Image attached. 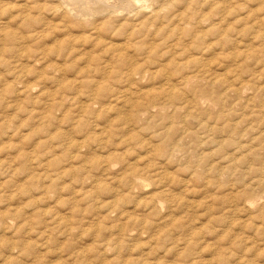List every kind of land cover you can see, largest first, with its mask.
I'll list each match as a JSON object with an SVG mask.
<instances>
[{"label":"rangeland","instance_id":"374dc122","mask_svg":"<svg viewBox=\"0 0 264 264\" xmlns=\"http://www.w3.org/2000/svg\"><path fill=\"white\" fill-rule=\"evenodd\" d=\"M52 5L0 0V264H264V0H148L85 60Z\"/></svg>","mask_w":264,"mask_h":264},{"label":"bare ground","instance_id":"6f19581e","mask_svg":"<svg viewBox=\"0 0 264 264\" xmlns=\"http://www.w3.org/2000/svg\"><path fill=\"white\" fill-rule=\"evenodd\" d=\"M52 3H53V7L49 8L48 11H54L55 14H59L60 16L62 15V19L63 20H68V24L67 25V28L69 27L71 29V26H73L74 28H77V29H81V30H89L90 31V38H86L84 40V38H79V39H76V37L74 38V41H73V38H72V35H69V30H68V34H65V35H69L71 36V40L70 38H68L67 40L65 41H60L59 39L56 40V43L57 44V47L59 49L58 51V54L59 56H64L65 55V59H68V58H73V57H76L78 58L79 56L81 57H84V60H85V55L88 54L87 52V49H88V44H91V47L94 49L97 47L98 45V42L100 44V42L103 43V41L106 39L109 40V41H115L117 38L116 37H119L121 35H125L127 32L124 31L127 27H130V28H127L128 30L129 29H132L133 33H138V32H142V31H147V32H150V27H152V25L154 23H152V19H158L159 21H161L162 19H160L159 17H161V15H159V12H155L152 14H149L145 15V12L149 7V5L147 6V2L148 0H50ZM25 2V1H24ZM192 2V1H191ZM30 3L29 1H26L23 5H19V8H22L20 9L21 11H23L24 13V10H27L26 8H30V6H28ZM51 4V3H50ZM80 4V5H79ZM140 4H143L140 6ZM146 4V5H145ZM17 5V4H16ZM213 5V4H212ZM147 6V7H146ZM45 8H48V7H41L39 5H36V9H38V11H41L43 12ZM152 8V7H151ZM180 11V10H179ZM161 12V11H160ZM184 16V15H183ZM30 16L28 15L27 17L24 16L22 17V23H25L27 21H29V18ZM163 17V16H162ZM182 18V15L179 16ZM178 17V18H179ZM164 18V17H163ZM188 18V16H187ZM191 18V17H190ZM200 18V17H199ZM116 19H120L122 21H124V23H121L120 25H117L118 27H116L114 25V22L116 21ZM175 19V18H174ZM62 20V21H63ZM157 20V21H158ZM178 20V19H176ZM180 20V19H179ZM178 20V21H179ZM182 20V19H181ZM202 20V19H201ZM204 20V19H203ZM37 21V20H36ZM165 21V20H164ZM171 21V20H170ZM183 21V20H182ZM189 21H191L189 19ZM180 22V21H179ZM185 22V21H184ZM183 22V23H184ZM199 22V21H197ZM188 23V22H187ZM0 24L1 25H5V23L3 22L2 19H0ZM158 24V23H157ZM164 24V23H163ZM162 24V25H163ZM166 24V23H165ZM164 24V25H165ZM171 24V23H170ZM174 24V23H173ZM180 24V23H179ZM185 24V23H184ZM183 24V25H184ZM201 24V22H200ZM160 25V24H159ZM163 25V26H164ZM178 25V24H176ZM182 25V24H181ZM181 25H178V26H181ZM192 25H196L195 24H192ZM199 25V24H198ZM196 25V26H198ZM202 25V24H201ZM161 26V25H160ZM166 26V25H165ZM164 26V27H165ZM169 26V25H168ZM191 26V25H190ZM195 26V27H196ZM200 26V25H199ZM198 26V27H199ZM72 27V28H73ZM163 27V28H164ZM173 27V25H172ZM188 27V26H187ZM192 27V26H191ZM201 27V26H200ZM185 28V27H184ZM112 30V31H111ZM127 30V31H128ZM160 30H162L160 28ZM183 30V29H182ZM216 30V29H214ZM213 30V31H214ZM66 32V31H65ZM104 32L106 33V35L104 36ZM73 34V33H72ZM77 36V35H76ZM85 37V35H83ZM82 36V37H83ZM88 36V35H87ZM6 38V37H5ZM67 38V37H66ZM194 38V37H193ZM84 40V42L82 40ZM197 39V38H196ZM10 40V39H9ZM81 41V42H78L77 45L73 44L71 45L72 43L70 42H77V41ZM103 40V41H102ZM105 43V42H104ZM200 43V41H199ZM111 47L108 48V51L112 52L115 51V48L116 49H119V48H122L123 46H125L124 44H119V45H114L111 43ZM75 45V46H74ZM194 45V44H193ZM192 45V46H193ZM203 46V45H201ZM85 52V53H83ZM114 53V52H113ZM116 54V53H115ZM53 55V54H52ZM121 56V55H119ZM89 58V57H88ZM87 58V59H88ZM29 59V58H28ZM93 59V58H91ZM95 59V58H94ZM90 60V58H89ZM197 63V62H196ZM53 70V69H52ZM54 72V71H53ZM61 73V72H59ZM56 75V74H55ZM166 76V75H165ZM169 77H165L166 79V83L165 85L167 86V88H162L163 90H161L160 92L162 93H158L157 97H166L168 99H176L177 97H180L179 96V92L177 91H173V86H171L172 84H170L169 82H171L169 79ZM195 78L197 77H188V79H186L185 81V85L186 86H189L190 88V85L192 86V84L194 85L195 83ZM204 79V78H203ZM202 80V79H201ZM183 81V80H182ZM198 84V83H196ZM194 85L193 87H196L197 85ZM207 84V83H206ZM182 85V84H181ZM179 85V86H181ZM199 85L198 84V88H199ZM175 87V86H174ZM179 89V87H178ZM201 89V88H200ZM199 89V90H200ZM203 89V88H202ZM201 89V90H202ZM188 91V90H187ZM246 91V90H245ZM32 92V91H31ZM177 92V93H176ZM182 92V91H181ZM247 92V91H246ZM189 93V91L187 92ZM206 93V92H204ZM182 94V93H181ZM185 93H183L184 95ZM191 94V93H190ZM186 95V94H185ZM200 95V94H199ZM243 95V94H242ZM182 96V95H181ZM198 96V95H197ZM204 96V95H203ZM155 97V96H153ZM183 97V96H182ZM152 97H150L151 99ZM208 98V97H207ZM153 99V98H152ZM204 100V99H203ZM208 101V100H207ZM214 101V100H213ZM199 102V101H198ZM197 102V103H198ZM199 104V103H198ZM219 105V104H218ZM200 106V105H198ZM201 107V106H200ZM187 108V107H185ZM179 109V108H178ZM199 109V108H197ZM162 110V109H161ZM160 110V111H161ZM206 111H210V110H206ZM159 111H157L158 113ZM202 112V111H201ZM211 113V112H210ZM193 114V113H192ZM212 114V113H211ZM169 116V115H168ZM192 116V115H191ZM216 116V115H215ZM170 117V116H169ZM205 118V116H204ZM227 118V117H226ZM226 120V119H224ZM212 121V120H211ZM219 121V120H218ZM236 125V124H235ZM233 125V126H235ZM175 127V126H174ZM207 128V127H206ZM231 128V127H230ZM237 128H238V125H237ZM258 141V140H257ZM254 142V141H253ZM235 143V142H234ZM240 146V145H239ZM244 147V146H243ZM245 148V147H244ZM248 150V149H247ZM237 153V152H236ZM242 158V157H241ZM246 161V160H245ZM230 168V167H229ZM248 169V168H247ZM252 171V170H251ZM135 180V179H134ZM135 182H140L138 180H136ZM264 183V182H263ZM259 186V185H258ZM262 186V185H261ZM248 208V207H247ZM158 214V213H157ZM262 215V214H261ZM256 218V217H255ZM263 219V218H262ZM134 223H138L137 221H134ZM264 224V223H263ZM109 248V247H108Z\"/></svg>","mask_w":264,"mask_h":264}]
</instances>
